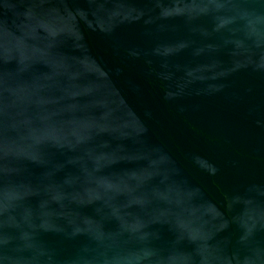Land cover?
Masks as SVG:
<instances>
[{
  "label": "water",
  "instance_id": "water-1",
  "mask_svg": "<svg viewBox=\"0 0 264 264\" xmlns=\"http://www.w3.org/2000/svg\"><path fill=\"white\" fill-rule=\"evenodd\" d=\"M0 264H264V0H0Z\"/></svg>",
  "mask_w": 264,
  "mask_h": 264
}]
</instances>
